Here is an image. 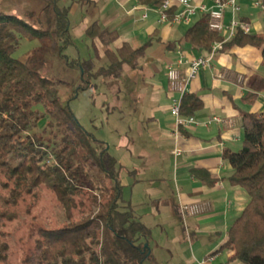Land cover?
<instances>
[{
    "label": "trees",
    "instance_id": "trees-1",
    "mask_svg": "<svg viewBox=\"0 0 264 264\" xmlns=\"http://www.w3.org/2000/svg\"><path fill=\"white\" fill-rule=\"evenodd\" d=\"M24 1L25 16L0 11V264H11L3 227L13 217L2 206L17 205L40 187L55 194L67 222L41 228L34 248L20 264H160L150 244L152 229L125 198L122 166L70 105L82 90L96 89V79L102 77L111 84L126 64L135 65L148 45L133 49L124 44L114 50L110 45L115 36L94 22L87 34L104 41L110 63L96 68L93 60L66 54L74 43L69 5H62L61 0ZM140 2L160 7L164 0ZM174 14L173 6L168 15ZM22 38L37 45L16 56ZM185 38L206 49V54L224 35L210 28L209 14L204 13L189 24ZM225 44L262 49L264 67V33L239 30ZM57 62L72 69L68 80L51 74ZM61 87L67 90L65 99ZM261 91L264 76H256L243 101L253 103ZM203 104L198 95L185 94L182 116H192ZM42 118L50 136L35 131ZM242 127V148L227 149L223 156L232 167L230 182L247 191L248 203L218 251H231L228 261L236 264H264V113L243 110Z\"/></svg>",
    "mask_w": 264,
    "mask_h": 264
},
{
    "label": "crops",
    "instance_id": "crops-1",
    "mask_svg": "<svg viewBox=\"0 0 264 264\" xmlns=\"http://www.w3.org/2000/svg\"><path fill=\"white\" fill-rule=\"evenodd\" d=\"M171 1L177 12L180 6L176 0ZM61 3L71 7L70 32L74 43L68 47H78L85 41L88 50L85 57L72 59L93 60L96 68L110 64L104 41L87 34L94 22L115 36L110 45L114 50L124 44L133 49L148 45L135 65L126 64L122 75L112 80V89L108 86L110 81L102 77L95 80L100 94L114 92L112 110L107 109L116 133L111 153L123 168L121 183L126 200L150 228L185 224V236L175 235L173 240L178 242L186 237L194 243L196 239L193 254L199 264H236L237 261H228L231 251L218 250L247 205L248 194L230 182L232 167L223 154L227 149L242 148V111L264 113V91L251 104L243 101L253 78L264 76L262 49L250 44H224L211 65L201 68L189 83L187 91L198 95L204 103L192 116L206 119L218 115L222 122L178 126L171 108L180 94L170 86L168 66L180 56L191 60L206 52L186 41L189 24L159 22L157 6L140 0H61ZM194 3L214 6V0H194ZM238 3L241 10L237 17L250 23L252 32L264 33L263 9L255 7L252 0ZM203 14L198 13L191 24ZM231 17L232 9L226 7V21ZM180 70L186 73L188 65H180ZM105 103L103 99L100 101L104 109ZM196 203L206 209L200 214L182 210L184 205Z\"/></svg>",
    "mask_w": 264,
    "mask_h": 264
},
{
    "label": "rangeland",
    "instance_id": "rangeland-1",
    "mask_svg": "<svg viewBox=\"0 0 264 264\" xmlns=\"http://www.w3.org/2000/svg\"><path fill=\"white\" fill-rule=\"evenodd\" d=\"M26 7L27 2L24 0H0V11L5 13L25 16ZM84 44L85 41L78 47H68L66 54L72 58L85 57L88 50ZM36 45V41L22 38L16 56H23ZM72 72V69L62 62H57L51 67V74L66 77V80ZM78 83L76 82L77 85ZM108 86L110 89L113 87L112 83H108ZM99 92L100 90L94 87L82 90L79 96L70 102V105L80 122L94 132L98 138L106 140L107 144L111 146L110 151H112L116 133L113 130L112 119L109 122L108 116L112 110L114 92L113 90H109L105 94ZM61 93L63 99L68 95L64 87H61ZM102 99L107 103V105L104 104L105 107L107 106L105 109L100 105ZM39 109L43 110L41 106ZM107 109L111 110L108 111ZM45 124L46 119L42 118L40 126L35 131L40 133L44 131V135L50 136V129L46 128ZM6 194L7 192H2V195ZM2 208L9 216H13L10 220H6L3 227L10 245L9 260L11 264H20L23 258L34 248L35 240L41 228H57L67 222L63 207L55 194L46 187H40L34 194L27 195L25 200L20 201L17 205H6ZM151 229L150 244L160 264H199L193 254L197 245H195L196 239H194V243H191L186 237H182L183 239L178 242L173 240L175 235L185 236L187 230L185 224H178L174 228L154 227ZM198 237L201 239L200 235Z\"/></svg>",
    "mask_w": 264,
    "mask_h": 264
},
{
    "label": "built area",
    "instance_id": "built-area-1",
    "mask_svg": "<svg viewBox=\"0 0 264 264\" xmlns=\"http://www.w3.org/2000/svg\"><path fill=\"white\" fill-rule=\"evenodd\" d=\"M180 9L175 12L172 18L169 17L168 11L172 8L171 0H164L163 5L157 7L159 11V22L168 24H191L194 17L198 13L209 14V26L212 30L220 32L224 35V39L213 43L209 52L191 60H185L183 56L176 63L168 66V78L173 91L180 94V98H175L171 112L176 118L178 126L205 125L210 126L213 122H222V118L218 115L211 116L206 119H199L195 116H182L181 104L182 98L188 91L189 83L197 77L201 68L209 67L216 54L223 49L224 44L232 39L239 30L249 33L252 32L250 23L240 20L237 14L241 10L238 0H214V6L209 8L205 4H195L194 0H176ZM255 7L264 8L263 0H252ZM231 7L232 17L229 21L225 18V8ZM146 16V14L144 15ZM187 64L188 71L183 73L180 65ZM177 133V131H176ZM179 151L176 150V153ZM50 160H48L49 162ZM206 209L203 204H186L182 207L184 212L190 214H200Z\"/></svg>",
    "mask_w": 264,
    "mask_h": 264
}]
</instances>
